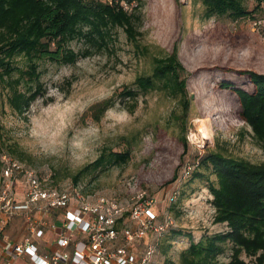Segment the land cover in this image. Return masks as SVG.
<instances>
[{"label":"rangeland","instance_id":"obj_1","mask_svg":"<svg viewBox=\"0 0 264 264\" xmlns=\"http://www.w3.org/2000/svg\"><path fill=\"white\" fill-rule=\"evenodd\" d=\"M256 3L244 1L250 10ZM260 28L251 19L206 17L201 0H144L137 40L128 39L124 30L117 28L107 47L81 55L74 63L40 60L43 95L24 113L12 109L8 84L0 79V121L23 150L24 158L9 154L40 172H51L57 181H68L102 151L129 148L128 161L107 164L79 179L84 188L117 196L124 203L145 189L155 199L153 210L160 216L171 215L173 225L184 233L192 232L195 239L225 229L224 224L214 221V208L208 199L209 179L202 176L187 180L185 196L172 208L167 199L171 182H165L183 171L184 159L195 160L213 148L253 162L264 161V146L237 117L235 94L220 84L231 80L253 89L237 69L264 72V35ZM70 46L83 50L87 45L73 40ZM174 47L185 66L192 97L185 129L172 116L173 111L180 112L179 102L162 90L140 94L133 111L127 107L133 99L119 101L124 86L135 87L137 75L151 72L154 55L164 56ZM17 61L25 66L24 57L18 56ZM25 83L22 80L20 88ZM112 95L115 104L95 120L92 105ZM201 129L207 131V137H202ZM183 134L187 142L184 153ZM125 137L131 144L125 143ZM189 240L185 235L175 237L167 255L177 262ZM139 243L138 249L142 246ZM229 256L226 248L220 260L227 261ZM164 258L157 252L156 263L163 264Z\"/></svg>","mask_w":264,"mask_h":264},{"label":"trees","instance_id":"obj_2","mask_svg":"<svg viewBox=\"0 0 264 264\" xmlns=\"http://www.w3.org/2000/svg\"><path fill=\"white\" fill-rule=\"evenodd\" d=\"M244 1L201 0L206 17L227 15L234 21L264 18V0H256L252 10ZM143 4L144 0H0V79L8 84L12 109L24 113L43 95L40 60L74 63L81 55L107 47L117 28H122L128 39L137 40ZM261 30L264 35V29ZM73 40H82L87 46L75 50L70 46ZM18 56L25 58V66L18 64ZM184 71L175 47L164 56L154 55L151 72L137 75L135 87L124 86L119 101L133 99L127 106L133 111L140 94L162 90L179 102L180 112L173 111L172 116L185 129L192 97ZM15 73L17 77H13ZM237 73L246 75L253 89L247 90L231 80H223L220 84L235 94L239 105L237 117L251 128L256 141L264 146V72L243 68L237 69ZM22 80L26 83L20 88ZM114 104L113 95L95 103L91 107L93 118L99 120ZM125 140L127 145L131 144L128 137ZM182 140L184 153L185 134ZM3 152L24 158L23 150L0 121V155ZM129 157V148L102 151L93 161L81 166L72 179L77 182L86 174L99 171L107 164L124 163ZM183 166V171L165 182H171L168 192L176 194L169 202L170 208L178 198L185 196L187 180L205 176L209 179L208 199L214 208V221L224 224L225 229L206 232L195 239L192 232L184 233L171 225L157 239V250L150 264H157L155 256L159 251L165 256L163 264H264V161L253 162L213 148L195 160L184 159ZM203 169L209 172L203 173ZM210 174L214 178L210 179ZM182 235L190 240L181 249L176 262L167 252L175 237ZM226 248L230 256L222 261L220 256Z\"/></svg>","mask_w":264,"mask_h":264},{"label":"built area","instance_id":"obj_3","mask_svg":"<svg viewBox=\"0 0 264 264\" xmlns=\"http://www.w3.org/2000/svg\"><path fill=\"white\" fill-rule=\"evenodd\" d=\"M251 21L264 29V18ZM154 202L145 189L127 203L87 191L80 180L57 181L3 152L0 264H150L157 239L173 225L168 213L158 217Z\"/></svg>","mask_w":264,"mask_h":264},{"label":"bare ground","instance_id":"obj_4","mask_svg":"<svg viewBox=\"0 0 264 264\" xmlns=\"http://www.w3.org/2000/svg\"><path fill=\"white\" fill-rule=\"evenodd\" d=\"M202 137H207V131L205 129H201Z\"/></svg>","mask_w":264,"mask_h":264}]
</instances>
